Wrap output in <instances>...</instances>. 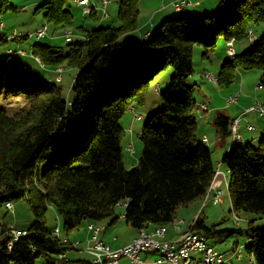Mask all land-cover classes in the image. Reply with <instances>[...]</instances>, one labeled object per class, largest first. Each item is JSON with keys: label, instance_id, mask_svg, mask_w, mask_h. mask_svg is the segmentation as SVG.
I'll list each match as a JSON object with an SVG mask.
<instances>
[{"label": "trees", "instance_id": "obj_1", "mask_svg": "<svg viewBox=\"0 0 264 264\" xmlns=\"http://www.w3.org/2000/svg\"><path fill=\"white\" fill-rule=\"evenodd\" d=\"M139 1L118 0V25L89 30L67 42L66 52L31 44L38 71L6 52L18 55L27 38L8 40L0 34V54H6L0 60V219L7 214V202L20 200L33 215L27 235L11 250L2 247L0 264H36L40 259L47 264H86L59 258L71 247L47 227L50 206L66 237L83 221L94 224L113 217L120 203L124 213L110 224L121 218L139 231L169 226L180 208L201 202L210 190L217 169L212 151L198 138L194 84L186 83L194 74V47L202 46V56L208 58L219 39L225 45L248 39L250 29L254 34V26L264 25V0H219L209 15L196 16L185 8L141 43L128 37L137 29ZM65 3L45 0L36 13L43 10L47 26L67 29L73 15ZM17 11L11 0H0V22L5 13ZM88 16L97 19V11ZM123 40L133 44H122ZM10 42L15 49L8 47ZM251 42L250 50L233 56L226 52L216 76L220 87L231 85L237 69L260 72L264 86V29ZM59 67L75 71L71 96L64 92L62 76L55 80ZM168 67L173 74L160 93L163 106L142 127L141 156L126 169L120 120L129 109L145 104L149 82ZM11 96L26 102L24 115L8 112L3 101ZM229 123L222 114L216 118L222 140L231 136ZM221 164L228 172L231 211L263 216L264 132L257 146L232 143ZM200 214L190 227L208 240L218 238L223 230L207 227ZM254 221L248 220L251 244L246 250L255 264H264V227H254ZM235 231L239 230H227Z\"/></svg>", "mask_w": 264, "mask_h": 264}, {"label": "rangeland", "instance_id": "obj_2", "mask_svg": "<svg viewBox=\"0 0 264 264\" xmlns=\"http://www.w3.org/2000/svg\"><path fill=\"white\" fill-rule=\"evenodd\" d=\"M45 0H11L17 8V12H7L2 18L1 22L4 23L5 28H0V34L4 33L5 36L8 37L11 35L13 31L18 34H27V33H35L37 29L46 26L47 34L44 38L37 40L35 37L27 39L24 43L23 47L19 50H25L26 53L21 55L11 56L12 58H19L23 63L27 64L30 68L38 71L37 62L32 57L31 44L33 43H41L45 45H49L52 47L60 48L63 52L67 51V42L65 40V32L69 31L72 33V38L74 40L80 39L82 34H86L89 30L98 27V26H116L118 25L117 21V13L119 2L118 0H107L109 1V5L107 7V12L109 14V18L102 19V11L100 7L97 9V19L91 18L88 15H85L82 7L77 4V0H66L65 8L70 10L73 15V25L67 29L57 28L54 29L51 25L47 26L46 20L44 18L43 10L36 13V9L44 2ZM169 4V0H140L139 1V17L140 19L152 18L156 15V18H159L161 14L156 12L159 8L166 6ZM173 4V3H172ZM25 8V10H22ZM173 9V8H171ZM217 9H212L208 11L205 15L212 14ZM174 11V9H173ZM166 19L160 20L157 25L151 29L149 39L153 36V33L161 26V24L165 21L173 19L177 16L176 12H170ZM197 16V15H196ZM204 16V15H202ZM83 28V30H82ZM264 29L263 24H259L258 26H254V37L257 38L261 31ZM9 40V39H8ZM227 44L221 39L218 40V43L213 51L208 54V58H204L202 56L203 47L200 45H196L193 51V68L194 74L186 80V83L189 85L194 84L193 97L196 101V105L201 104L202 101L207 99H211L212 107L217 106L221 112L228 113L231 117H234L236 113H240L242 110L245 111L246 107H250L253 105L255 100L264 101V86H260V72L251 70V71H241L240 69L236 70L234 81L230 86L223 88L220 87L217 81H210L203 77V74L209 73L217 76L220 66L223 63V60L227 58ZM12 49H15V44L10 42L8 46ZM253 47V43L249 40H243L241 42H236L233 44L234 54L242 53L244 51L250 50ZM14 51V50H13ZM6 57L5 53L0 54V60H3ZM64 68V67H62ZM65 71L61 74L64 92L66 95L71 96L70 85L72 77L75 73L73 69L64 68ZM173 74V69L171 67L166 68L160 74H158L154 79L149 82L148 89L145 95V104L143 106H137L135 110L129 109L122 119L120 120V125L124 130V134L122 137V156L123 162L126 169H130L135 166L141 156V152L143 149L142 141L139 138V134L142 130L147 119L156 111L160 110L163 106V101L161 98V92L164 91L165 86L169 83L171 76ZM217 78V77H216ZM231 97H238L236 103L232 105H228L226 101ZM246 101V105L242 106V103ZM26 102L23 101L18 96H11L10 98L3 101V104L6 106V109L11 114H21L24 115L27 112ZM203 104V103H202ZM205 104V103H204ZM207 105V104H206ZM208 106V105H207ZM247 107V108H248ZM209 108V107H208ZM134 109V108H133ZM196 109V108H194ZM210 108L208 109V111ZM238 110V111H237ZM207 111V112H208ZM213 111V110H212ZM242 111V112H243ZM211 112V111H210ZM201 113V112H200ZM196 115L198 129L197 135L201 140V134L205 132L203 120L199 119V114ZM205 113V112H204ZM138 115L141 117L140 120L135 119V116ZM206 120V119H205ZM242 126H245L246 123L252 124L255 127L253 132H248L246 130L241 129L243 134V140L241 143H245V141H249L253 146H257L259 138L261 134L264 132V116H261L257 111H252L246 113L241 118ZM211 139H215L213 134L207 133ZM210 139V140H211ZM225 145L220 150H214L213 145L210 142L205 143L210 150L212 151L211 158L212 162L218 170L217 164L220 163L222 155H220L221 150L227 148L225 152H228L230 145L232 144L231 136L225 140ZM224 152V153H225ZM222 171H226V166L221 164ZM221 188V187H220ZM222 190L224 192V196H222L223 204L213 205L211 201L207 202L203 205L201 201L199 207L196 206L195 210L191 209V211H184L185 208H180L177 212L176 220L167 226L169 232L172 230L173 232L179 233L183 228L190 226L200 214V217L204 220V224L207 227L214 226L219 230H223L220 232L218 238L209 239L208 246L217 250L219 253L224 254L225 262L224 264H252V258L248 254L246 247L251 244V239L247 237L249 231L248 220H255L253 222L254 227H264V215L258 216L255 214H247V213H239L235 214L231 211V202L229 198V192L227 188V184L223 185ZM201 208V209H200ZM184 209V210H183ZM203 209V210H202ZM125 207L122 203L115 206L114 216L107 218L101 222L108 226L111 220L114 217H121L124 213ZM182 210V211H181ZM200 210V211H199ZM202 210V211H201ZM4 213L7 211L5 208L3 209ZM4 215V214H3ZM2 215V216H3ZM238 215L240 218L239 225L236 224L234 217ZM4 222L10 224L11 226L17 227L19 229L29 228L33 222V215L30 210V207L24 200H20L13 204V210L7 212L6 216L2 219ZM184 221L183 226L180 230L174 228V224L178 221ZM88 221H83L78 229L70 233L68 236L76 235L80 233L84 235L86 232V228ZM116 230L120 232L123 236L127 237L129 235V226L125 223L121 218L117 221ZM46 225L49 229H54L58 227L60 230V235L64 236L65 232L63 229V223L59 218L57 212L53 207H49L46 214ZM182 225V222H181ZM88 229V228H87ZM149 228L147 230H151ZM235 229L239 231H235L233 233L227 232V230ZM175 230V231H174ZM128 231V233L126 232ZM168 239V238H167ZM172 241L176 239H171ZM73 242V241H72ZM90 246V245H89ZM86 247V252L87 248ZM84 248V246L82 245ZM85 251L78 252L68 250L69 257H71L70 253L74 256H84V258H89ZM80 253V254H79ZM239 255V256H238ZM68 257V258H69ZM196 259H201L202 254L197 253L194 255ZM125 259V258H122ZM73 261V260H72ZM36 264H47L43 260H38ZM203 264V263H197Z\"/></svg>", "mask_w": 264, "mask_h": 264}, {"label": "built area", "instance_id": "obj_3", "mask_svg": "<svg viewBox=\"0 0 264 264\" xmlns=\"http://www.w3.org/2000/svg\"><path fill=\"white\" fill-rule=\"evenodd\" d=\"M77 4L82 7L85 15H90L93 11H98L97 9L100 7L102 11V19L109 18V14L107 12V7L109 5V1L105 0H77ZM174 10L183 11L190 2L188 0H175L173 1ZM0 26L3 27V23L0 22ZM47 27L44 30H36L35 33H27V34H18L13 31L10 35V38H36L37 40L44 38L47 34ZM138 41L141 43V39ZM65 40L66 42H71L73 40L72 33L65 32ZM127 41L133 40H123L122 44H125ZM233 41L227 42V53L231 56V50L233 48ZM18 53H26L25 50H19ZM62 73H56L58 80L60 81ZM205 79L212 81V74L206 73L204 75ZM238 97L229 98L226 103L228 105H232L236 103ZM208 106L206 104H202V109H200L201 113L208 111ZM257 111L261 116H264V101L256 100L252 106L246 108L243 115L246 113ZM200 113V114H201ZM135 119H140V116L136 115ZM247 131L253 132L255 127L253 125H247ZM229 130L232 140H240L243 138L241 132V121L240 118H233L229 123ZM218 184L214 188V192L211 193L209 201L213 205H218L222 203L220 195L218 193ZM208 201V202H209ZM5 208L7 212L13 210V204L11 202H7L5 204ZM184 221L182 220V226ZM189 235L187 237H182L181 241L178 244H171V242L163 241L162 234H137V236L128 244L124 245L120 248H112L110 245L102 242L98 238V234L102 231H92L91 240L92 245L88 249V253L92 256L91 262L93 264H116L120 259L125 258L130 261V263H141L144 264L142 259V255L146 253H153L157 257L149 264H193L190 262V255L195 253L196 249L203 248V245H210L207 237L202 233L196 230H193L190 226ZM54 236L56 238H60L57 236V227L53 229ZM12 233H20L26 234L28 231L26 229H18L10 224L4 222L0 219V242H4V247L7 250L10 248V239H12ZM62 242H66L65 239H60ZM77 243L74 244L76 246ZM239 256V255H238ZM224 254L219 253L214 248V252H207L206 259L204 262L206 264H217L218 262H222L224 258Z\"/></svg>", "mask_w": 264, "mask_h": 264}, {"label": "crops", "instance_id": "obj_4", "mask_svg": "<svg viewBox=\"0 0 264 264\" xmlns=\"http://www.w3.org/2000/svg\"><path fill=\"white\" fill-rule=\"evenodd\" d=\"M173 1H175V0H169V4L168 5L163 6L162 8H159L158 10H156V12L158 11V13L161 14V16L159 18H157V19H155L157 13L152 18H150V17H148V18L144 17L143 19L138 18L137 29L135 30L134 33L130 34L128 37H130L132 39H135V40H137L138 38H141V37H149L151 29L154 28L160 20L162 21L163 19H166L165 17H168L167 15H169L170 12H174L173 9H171V8H173L172 7ZM188 1L190 2L191 5L186 7V12H189L191 14L197 15V14L206 13V12L216 8L217 7V3H218L219 0H188ZM4 28H5V25H4ZM81 37H82V35H81ZM22 47H19V48L21 49ZM201 103L207 104L208 107L210 108V110L208 112L199 114L200 115L199 119L205 121L203 123L206 124L204 126V129H206V130H204L205 132H203L201 134V141L204 144L210 142L211 145H213L215 151H217L218 149L220 150L221 148L224 147V145L226 143L225 142L226 139L222 140L220 138L219 133H218V130H217V127H216V124H215L217 116L219 114H222V115L226 116L229 120L239 117L240 121L242 122L241 118L244 116L243 115L244 111L242 110L243 112L241 111L240 113H236V115L234 117H231L230 115H228V113L221 112L220 110H218L219 108L217 106L212 107V103L213 102L211 101L210 98L205 100V101H202ZM245 105H246V101L242 103V106H245ZM247 125H252V124L246 123L245 126H242V124H241V129L247 131V129H246ZM197 129H198V124H197ZM207 133L213 134L215 139H211L210 136ZM245 142H247V141H245ZM226 149L227 148H224L220 152L221 153L220 155H222L221 161H222V158H223L224 154L226 153L225 152ZM221 161H220V163H221ZM220 163L217 164V167H219V169L217 170V172H218L217 176L218 177H215L213 184H214V186H216L218 184L219 180H222L221 183L218 186V189L222 190L223 185H225V183L227 184L228 172H227V169H226L225 172L222 171ZM215 180H216V183H215ZM212 192H214L213 188H212ZM223 196H224V193H223ZM200 203L201 202L194 203V204L190 205L189 207H186L185 210L184 209L183 210L184 211H191V209L195 210L196 206L199 207ZM223 203H224V200L220 204H223ZM90 223L91 222H88L87 225H89ZM94 224L102 227V231L98 234L99 240L104 242V243H106V244H108V245H110L113 248H119V247H122V246L130 243L138 234L137 230L131 228L128 225L129 226V229H128L129 235L127 237L123 236L122 234H120V232H118L116 230L117 225H118L117 222L113 223L110 226H108V224L105 225L103 222H97V223H94ZM87 228H86V232L84 233V235H81L80 233H77L76 235L74 234L73 236H70V237L67 236V238L70 241H77V242L80 243L77 248H70V250H72V251L74 250V251H78V252H82V251L86 252V247L91 245V244H93L92 240H91L92 233ZM150 228H152V227H150ZM22 229H27V228H22ZM187 229H188V227L183 228L179 233L173 232L172 230H170V232H169V230H168V234H167L168 240L177 239L180 236V234L183 233L184 231H186ZM128 231H126V232L128 233ZM82 245L84 246V248L82 247ZM65 254H66L67 260H69L70 262H75V261H80L81 260V261H85L86 264H91L92 258L89 255V253H87L89 258H84V256H74L72 253H70L71 257H69L68 256L69 255L68 252H66ZM156 257L157 256L155 254H153V253H146V254L142 255V259L144 261V264H149L154 259H156ZM116 264H131V263H130V261L128 259H120Z\"/></svg>", "mask_w": 264, "mask_h": 264}, {"label": "bare ground", "instance_id": "obj_5", "mask_svg": "<svg viewBox=\"0 0 264 264\" xmlns=\"http://www.w3.org/2000/svg\"><path fill=\"white\" fill-rule=\"evenodd\" d=\"M105 1H107V0H105ZM172 7H173V5H172ZM173 9H174V8H173ZM22 10H25V8H22ZM174 11L177 12V13L180 12V10H174ZM0 27H1V26H0ZM3 27H4V24H3ZM3 27H1V28H3ZM45 27H46V26H43V27H41V28H39V29H37V30H44ZM66 33H70V32H69V31H66ZM144 38H146V37H144ZM8 39H12V38H10V36H9ZM13 39H16V37L13 38ZM248 39H249L250 41H253V40H254V34H253L252 29H250V31H249ZM144 40H145V39H143V41H144ZM68 43H69V42H68ZM128 44L132 45L133 42L129 41ZM6 52L9 53L10 55H14V54H16V52L13 51V50H7ZM19 54L24 55L25 53H19ZM233 55H234V52H233V50H231V56H233ZM63 71H65V69L62 68V67H59V68L56 70V73H62ZM60 79H61V78H60ZM55 80H56L57 82H59L57 75H56V77H55ZM212 80L217 81V78H216L214 75H212ZM195 108H196V109H194V113H195V114L200 113V109H202V103L199 104V105H196ZM140 119H141V117H140ZM138 120H139V119H138ZM231 120H232V119H231ZM231 120H230V121H231ZM242 140H243V138L240 139V140H232V143H241ZM217 175H218V172H217ZM217 175H216V177H218ZM217 179H218V178H217ZM221 181H222V180H219V184L221 183ZM215 183H216V180H215ZM218 186H219V185H218ZM215 187H216V186H214V184L210 187V190L208 191V193L206 194V196L202 199L203 205L206 204V203L209 201L210 196H211V193H212V188L214 189ZM218 193H219L220 198H221V200H222V196H223V193H224L223 190L218 189ZM234 220H235L236 224L239 225V223H240V218H239V216L235 215ZM181 222H182L181 220L178 221V222H176V223L174 224V228H177V230H180L181 227H182ZM87 227H88L89 230H92V231H100V230H102V227H100V226H98V225H95V224H93V223H90ZM138 234H162L163 241L171 242V244H178V242L181 241V238H182V237H187V236L189 235V228H188L186 231H184L183 233H181L180 236H179L176 240H174V241H172V240H168V239H167V234H168V228H167V226H157V227H154L152 230L140 229V230L138 231ZM23 235H25V234L12 233V239H10V248H11V249H12V246L18 241L19 237H21V236H23ZM53 235H54V231H53ZM57 236L60 237L59 240H60V239H65L66 242H62V241H61V243L65 244V245H67V246H69V247H71V248H77V247L79 246V244H80V243L77 242V241H73V242L70 241L66 236H61V235H60V230H59L58 227H57ZM75 243H77L76 246H74ZM91 245H92V244H91ZM91 245L87 248V253H88V249L91 247ZM2 247H4V242H0V250L2 249ZM122 247H123V246H122ZM112 248H113V247H112ZM119 248H120V247H119ZM11 249H9V250H11ZM114 249H116V248H114ZM207 252H214V249H213L212 247L208 246V245H203V248L196 249V250H195V253H193L192 255H190V262H192L193 264H197V263H199V262H204L205 259H206ZM197 253H201V254H202V258H201V259H196V258L194 257V255L197 254ZM89 255H90V254H89ZM90 256H91V255H90ZM91 257H92V256H91ZM59 258L62 259V260H64V261L67 260V257H66V254H65V253H62L61 255H59ZM251 261H252V264H255L253 258H252ZM224 262H225V257L222 259V262H218L217 264H224ZM92 263H93V262H92ZM131 264H141V263H131ZM203 264H206V263H203Z\"/></svg>", "mask_w": 264, "mask_h": 264}]
</instances>
